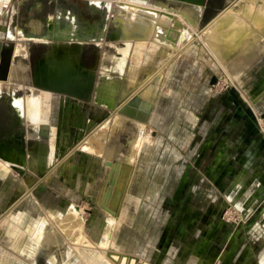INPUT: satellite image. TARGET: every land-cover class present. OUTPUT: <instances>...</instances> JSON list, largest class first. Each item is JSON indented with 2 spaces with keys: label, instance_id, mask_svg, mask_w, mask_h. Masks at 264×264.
Here are the masks:
<instances>
[{
  "label": "rangeland",
  "instance_id": "obj_1",
  "mask_svg": "<svg viewBox=\"0 0 264 264\" xmlns=\"http://www.w3.org/2000/svg\"><path fill=\"white\" fill-rule=\"evenodd\" d=\"M7 1L0 0V12L6 8ZM43 1L23 3L21 0L13 12L9 6L5 11L6 28L15 32L6 35V41L0 43V76L4 74L0 83L8 84L6 80L12 63L26 67L28 81L22 85L13 84L14 89H6L1 94L0 134L21 130L25 151H29L25 146L29 139L36 143L37 162L32 171L24 164L19 173L0 158L3 177L0 180V264H57L55 261L62 264V253L65 255L67 250L72 259L76 256L74 264H112L107 254L117 252L133 256L141 264H264V182L250 174L248 182L238 187L236 175L227 168L228 161L233 159L230 164L234 165L236 157H243L245 153L236 150L230 153L228 160V153L221 152L218 147L221 138L237 142V127H244L252 134L255 129L249 115L264 113L259 110V102L256 103L259 98L264 101V58L261 59L264 50L252 62L254 68L245 78V84L240 85L237 80L232 81L230 68L218 61L206 41L197 39V32L183 21L177 30V38L190 36L191 41L188 43L185 38L175 51L165 52L164 58H160L147 73L138 75L120 99L126 106H134L133 103L147 90L149 110L142 121L131 120L132 124L135 121L143 125V135L139 138L134 167L128 171L126 190L121 194L116 210L118 215L113 217L100 205L105 202L107 207L109 198L108 184L104 188L105 183H101L102 175L109 168L111 170L115 161L92 151L76 149L99 125L107 122L112 127L115 120L112 112L93 102L53 93L46 103L41 102V107H37L36 130L33 131L31 124L27 125L24 107L19 125L16 115H11L9 102L11 106L13 101H19L22 106L25 104L26 97L34 89L33 67L51 50L49 43L24 39L20 34H42L44 12L53 13L59 9L73 12L69 8L76 6L82 19H87L82 10L89 6V0H56L54 5L43 4ZM103 1L117 6V0ZM251 4L264 6V0H207L199 28L203 30L225 10H231L234 13L231 18L238 20L241 10L250 8ZM214 25L210 27L215 28ZM113 28L110 23L107 33L111 34ZM225 30H220L224 33L222 37L230 34V29ZM239 31L242 33V29ZM246 33L249 37L252 30L248 29ZM214 36V40L226 39L216 32ZM148 40L142 45L150 48L141 50L145 54L140 53L132 59L126 75L129 70L134 73L139 69L148 53L158 51ZM94 43L85 42L80 56L86 44L96 46ZM120 43L123 42L115 41L111 34L110 40L105 36L102 50L97 46L96 52L94 48H87L85 63L95 60L89 66L83 63V67H96V82L102 73L103 53H115V47ZM18 44L23 47L22 55L16 53ZM254 56L252 54V58ZM151 73H154L152 78ZM148 78L147 86L140 87ZM254 119L259 127L257 117ZM127 138L120 139L125 143L123 146L131 142ZM161 162L169 163V167L155 168V164ZM121 175L123 179L124 173ZM242 189L250 193L248 205L237 206L235 194ZM71 209L82 219L80 242L63 239L58 224H54ZM7 223L11 225L7 226ZM12 226L20 230L15 232L18 237L21 235L17 243L11 233L15 228L10 231ZM43 227L48 233L47 248L43 243L42 252L51 256L44 259L38 255L39 246L35 245L37 251L29 259L26 243H31L32 236Z\"/></svg>",
  "mask_w": 264,
  "mask_h": 264
},
{
  "label": "bare ground",
  "instance_id": "obj_2",
  "mask_svg": "<svg viewBox=\"0 0 264 264\" xmlns=\"http://www.w3.org/2000/svg\"><path fill=\"white\" fill-rule=\"evenodd\" d=\"M89 3L97 10L104 9L106 16L105 23L98 27L93 37L83 35L79 32L75 15L69 10L61 12L57 11L54 14V23L53 17L51 16L52 23L51 26L47 25L46 32L49 39L47 37L41 39L28 38L20 34V37L24 39L27 38L34 41L49 43L51 50L48 52L47 56L34 65L32 75L34 89L32 90V94L26 97L23 106L19 101L14 104H16L15 106L19 113L23 110V107L25 108V117L28 122L27 125L31 124L30 127L33 128V131L36 130L39 121V116L35 113L37 107H41L40 103L45 102L50 95L53 96V93H59L70 97L72 96L80 101L93 102V104L103 107L113 113L112 116L115 117V120L113 121V124H111V128L108 126L109 124L107 122L103 125L101 124V126L99 125V128H95V130H93L92 133L81 141L77 145V148H75L92 151L108 158L109 160L112 159V162L115 161V164L113 167L111 166V170L107 173L106 177L104 188L108 184L107 195L109 198L107 199V207L104 202L105 207L103 208V211L116 217L118 215L116 214V210L118 209L121 194L126 190V178L123 176L125 179H122V175L120 176V174H123L125 171V159H134L133 156H135V153L139 150V138L143 134V125L137 124L135 121H142L149 110V104L146 102L148 97L147 90H144L145 92L142 93V97L138 98V100L133 103L134 106H126L125 103L121 102L120 99L126 94L129 86H133L136 81L135 79H137L139 74L147 73L160 58H164L165 52H168L169 50L175 51V49L179 47V42L185 38H187L188 43L191 41L190 36L181 37L180 40L177 38V30L182 24H184L183 21L197 32L195 36L197 39L201 38L206 41L213 55L219 59L218 61L223 64V66L226 65V67L230 68V72L233 75V78H231L232 81H239L243 72H245L246 69L251 68L250 65L257 55L259 56L264 50V6L254 7L251 4L250 8L246 9L245 7L240 12L241 20H234L235 18H231L234 13L231 10H225L220 13V15H217L218 17L216 16L217 18L213 20L212 23L210 22L205 28L203 27L204 29L202 30L199 26L205 7L196 4H190L178 0H117V6L115 7H113L114 5L112 6L109 1L103 0H89ZM61 19L65 21L62 22ZM110 23L114 26V30L111 33L113 39L115 41L120 40L123 43H120L119 46L115 47V53H103L100 62L102 73L99 76V80L96 82L94 76V70L96 71V67L93 66L91 69H85L80 62L79 56L82 45L85 42H95L98 50H102L107 28ZM214 23L215 28L219 27L218 29L210 27ZM225 25L230 29V34L227 33V35L222 37L224 33L222 34L220 30L224 31V27H226ZM229 29L226 30L229 31ZM239 29H242V33ZM248 29L252 30V34L249 37L246 35ZM215 32L219 37L226 39L222 40L223 42L220 40H214L213 38L216 37L214 36ZM146 39L151 41V45L155 44L158 51L154 50L148 53L147 59L141 67L134 71V73L129 70L126 75V70L128 65L132 63V59L140 56V53H143L144 55L146 51L145 49L150 48L142 45ZM141 50L145 51L141 52ZM23 51V47L20 45L16 49V53L20 55L24 53ZM252 54L255 55L253 58ZM247 62H249L247 66L241 67V64L243 65ZM21 65L19 67L20 70H12L9 73L12 66L11 64L8 70V78L6 80L8 84L5 85L4 83H0V96L4 90L14 89L15 86L13 84L22 85L24 82L28 81L26 69H24V65H22V67ZM241 70L243 71L239 72ZM154 73L156 72L154 71ZM154 73H151V78ZM1 78H4V74L3 76H0V79ZM148 82L149 78L140 87H144ZM125 118H132L135 119V121H133V124L126 125ZM129 122H131V120H129ZM108 130H110V132ZM119 132H121L123 136L125 135L126 137L131 138V142L128 143L130 144L128 149L131 148V152L128 151L127 148V152H124V150L121 151L120 147L117 146L116 136H118ZM122 135L121 137L124 138L125 136L123 137ZM32 141L33 140L29 139V144L25 143V146H27L26 149H29L27 152V150H24V139H22L21 136H18L16 141L9 139L5 144H0V157L2 160L9 163L13 170L18 171L19 173L23 171L22 166L24 164L28 165L32 171L37 162V146L36 143ZM117 160H119V162H116ZM120 163H122V165ZM1 174L2 172H0V180L3 178ZM121 180L125 181L122 182ZM132 215L131 212L130 218ZM54 224L56 226L58 224L57 229L58 231L60 230L59 232L62 234L63 239L77 242L82 241V239H80V229L83 226L82 219L79 214L77 215L75 210H69L65 216L61 217V220ZM10 225L11 224L7 223V226ZM14 228L15 227L12 226L10 231ZM17 230L19 233L20 230L18 227L11 232L16 238V243L21 238V235L18 237L17 233H15ZM51 232L53 235L55 234L54 231ZM47 233L48 231L43 227L38 234L32 236L31 243H26V247L30 250L27 251L29 259L31 256L33 258L34 252L37 251V247H34L35 245L39 246L38 255H41L44 259L51 256H47L46 253L43 254L42 252L44 251L42 249L43 243H45V248H47ZM56 238L60 240L62 239L60 236H56ZM18 246L24 247L22 244H18ZM107 256L113 261L112 264H141L138 260L134 259L133 256L118 254V252L108 253ZM62 258V264H74L75 262L73 260H75L76 256L72 259L67 250L65 255L62 253ZM55 262L58 264V261Z\"/></svg>",
  "mask_w": 264,
  "mask_h": 264
},
{
  "label": "crops",
  "instance_id": "obj_3",
  "mask_svg": "<svg viewBox=\"0 0 264 264\" xmlns=\"http://www.w3.org/2000/svg\"><path fill=\"white\" fill-rule=\"evenodd\" d=\"M20 1L21 0H8L7 1L6 8L0 12V19L2 20V21L0 20V25H2V27L0 26V43H3V41H6V35H9V34L14 35L13 33L15 32V30L14 31H11L10 29L6 28V25H5V19H6L5 11L8 8V6L11 9L10 11H12L13 8H15V6ZM26 1H32L33 2V1H36V0H22L23 3L26 2ZM45 3L46 4H53L54 5V4H56V0H44L43 1V4H45ZM57 11L58 12H61L63 10L59 9ZM56 12H53V13L52 12H49V13L48 12H44V13H42L43 14L42 16L44 17V19H42L44 25L46 23V17L48 15L55 14ZM52 17H53V23H54V15H52ZM52 17L51 16L48 17V20H49L48 21V25L51 23ZM15 28H21L24 31V29L22 27H20V26H16ZM28 34H31V33H28ZM31 35L37 36V34H31ZM263 58H264V52H263V55H262L261 59H263ZM14 64H16V63H12V66L10 68L9 73L12 70H16V69L20 70L19 67H20L21 63H18L16 65H14ZM253 64H251V69H249L247 72H244L242 74V76H241V79L242 80L240 79L239 81H237L240 85H244L245 84V82H246L245 78L250 74V71L254 68L253 67ZM22 65H21V67H22ZM23 67H24V69H26L25 66H23ZM26 71H27V69H26ZM32 71H34V67H33V70ZM32 75H33V73H32ZM32 75H31V77L33 78ZM24 83H26V82H24ZM256 97H258V95H256ZM254 98H255V96H254ZM258 102H259L258 105H260L259 106V108H260L259 110L262 113V112H264V101L262 102L261 99L259 98V99H257L256 103H258ZM262 114L263 115H259V116H262L261 119L258 118L259 117L258 115H249L250 118H251L250 121H252V124L254 126L253 128L255 129L254 131H252V134L247 133L246 132L247 130L244 127H243V129H242V127H237L236 128V130H237L236 131L237 132V134H236V141L237 142L236 143H235V141H233V142L232 141H229L228 138H226V139L225 138L224 139L221 138L220 139L221 143H220V145L218 147H219V149H220L221 152H224L225 151V152L228 153L226 155V157H228V160L231 158V154L230 153L235 152L236 150H242V152L245 153V155L243 157H239V158L236 157V159H235L236 162H235L234 165L233 164H230L233 159L228 161L229 162L228 163L229 165H228L227 168L232 169L231 172L236 175L235 177H237V179H238V181H237V183H238L237 186L238 187H239V184L247 183L248 182L247 181L248 180L247 178H248V176H250V174L255 175V177L258 178V180H260L261 182H264V113H262ZM254 117L255 118L257 117V119H258L257 122L259 123V127L257 126V124L255 122L256 120L254 119ZM206 119H207V116H206ZM130 120H132V118ZM125 123H126V125L132 124V122H129V120H127V119L125 120ZM205 123H208L207 120H206ZM223 124H224V122L222 121V126H223ZM210 126H213V124L210 123ZM121 135H122V133L119 132L118 136H116L117 145H120L119 147H120V150L121 151L124 150V152H127V149L129 148V145L130 144H128L127 146H124L123 147V144H125V143H122L121 142L120 139H123L121 137ZM124 138L126 139V136ZM250 138L252 140H250ZM127 139H129V141H130L131 138H127ZM226 143H227V145H226ZM225 145L227 147H225ZM130 149H128V151L131 152ZM133 157H134L133 160L125 159L126 160L125 163H124L125 164L124 165L125 172H123V173H124V177L126 178V179L124 178L126 180V182H125L126 185H127V182H128L127 181L128 174L130 173L128 171H131L132 167H134L133 161L135 160L136 154ZM153 164H154V162L152 161L151 166H153ZM161 164H162V162H161ZM161 164L160 165L155 164V166H156L155 168H159V167H162V166L163 167H166V166L169 167V163H167V165H165V162L162 165ZM148 165H149V163H148ZM108 166H109V164H108ZM109 171H110V168L108 170L104 171V173L102 175L101 183H105L106 182L105 179H106L107 173H109ZM125 180H123L122 182H124ZM101 186H102V184H101ZM128 190H129V187H128ZM236 191H237V188H236ZM99 192H100V190H99ZM249 194L250 193L248 191L246 192L245 189H242L241 191H239V193H236L235 194V198H234V202L236 203V205L237 206H239V205H243V206L244 205H248V198H249L248 196H249ZM99 197L100 196L98 194V198Z\"/></svg>",
  "mask_w": 264,
  "mask_h": 264
},
{
  "label": "flooded vegetation",
  "instance_id": "obj_4",
  "mask_svg": "<svg viewBox=\"0 0 264 264\" xmlns=\"http://www.w3.org/2000/svg\"><path fill=\"white\" fill-rule=\"evenodd\" d=\"M69 9H71V10H73V13H74V15H75V18H76V23H77V26H78V30H79V32L81 33V34H83V35H88L89 37H93L94 35H95V32H96V30H97V28L99 27V26H101L102 24H104L105 23V21H106V16H105V11H103L104 9H101V10H97V9H95V8H93L91 5H90V3H89V6L88 7H86L84 10H82L83 11V13H85L86 14V16H87V19H82V17L80 16V11H79V9L75 6V7H71V8H69ZM70 11V10H69ZM72 12V11H71ZM61 21H63L62 19H61ZM51 23H52V20H51ZM51 23L49 24L50 26H51ZM47 25H48V19L46 20V23H45V25H44V32L42 33V34H40V35H37V36H35V35H31V34H26V35H24L23 33H22V35L23 36H25V37H30V38H36V39H41V38H44V37H47L48 38V36H47V34H46V32H47ZM27 35H29V36H27ZM107 40H110V38H111V34L108 32L107 33ZM49 39V38H48ZM41 42V41H40ZM44 43V42H43ZM47 43V42H46ZM87 43H89V42H87ZM36 46H46V47H48L47 45H43V44H35ZM90 47L91 48H94L95 49V52H96V46L95 45H93V44H86L85 46H84V48H83V52H82V54H81V56H82V60H81V56H79V59H80V62H81V64L83 65V63L85 64V65H87V66H89L90 65V63L91 62H89V63H85V60H84V54H85V52L87 51V50H89L90 49ZM87 48H89V49H87ZM46 51V50H45ZM44 51V52H45ZM81 51H82V49H81ZM30 52H31V49H30ZM94 52V53H95ZM81 53V52H80ZM44 54V53H43ZM43 54H42V56H43ZM42 56H40V58L42 57ZM40 58H38V59H40ZM95 60V59H94ZM94 60L92 61V63L94 62ZM36 61V60H35ZM91 63V64H92ZM34 64V63H33ZM1 101V100H0ZM9 108L11 109V115H16V122H17V124L19 125L20 123H19V121H20V119H21V115L18 113V111H17V108H16V106L14 105V101H13V104H12V106H11V103L9 102ZM21 130H17L16 132H14V133H9V132H7V133H3L2 131V135L0 134V144L2 145V144H5L9 139H13L14 141H16V138H18V136L20 137V135H23L21 132H20ZM1 158V157H0ZM2 159V158H1ZM4 159V158H3Z\"/></svg>",
  "mask_w": 264,
  "mask_h": 264
},
{
  "label": "water",
  "instance_id": "obj_5",
  "mask_svg": "<svg viewBox=\"0 0 264 264\" xmlns=\"http://www.w3.org/2000/svg\"><path fill=\"white\" fill-rule=\"evenodd\" d=\"M178 1H181V2H186V3H190V4H196V5H200L202 7H206V3H207V0H178ZM0 61H1V55H0ZM101 208H104V202L100 205Z\"/></svg>",
  "mask_w": 264,
  "mask_h": 264
}]
</instances>
